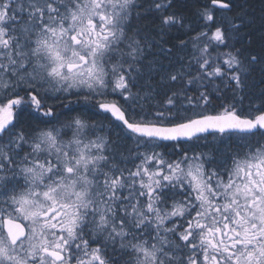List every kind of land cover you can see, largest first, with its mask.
Instances as JSON below:
<instances>
[{
    "label": "snow or ice",
    "instance_id": "1",
    "mask_svg": "<svg viewBox=\"0 0 264 264\" xmlns=\"http://www.w3.org/2000/svg\"><path fill=\"white\" fill-rule=\"evenodd\" d=\"M0 264H264V0H0Z\"/></svg>",
    "mask_w": 264,
    "mask_h": 264
},
{
    "label": "trees",
    "instance_id": "2",
    "mask_svg": "<svg viewBox=\"0 0 264 264\" xmlns=\"http://www.w3.org/2000/svg\"><path fill=\"white\" fill-rule=\"evenodd\" d=\"M252 7L256 10V14L259 15V10L261 8V0H249Z\"/></svg>",
    "mask_w": 264,
    "mask_h": 264
}]
</instances>
